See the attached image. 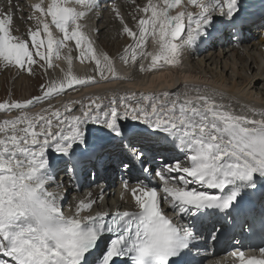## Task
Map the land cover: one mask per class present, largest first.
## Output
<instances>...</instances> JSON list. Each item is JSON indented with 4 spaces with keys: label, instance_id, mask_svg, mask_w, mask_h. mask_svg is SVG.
<instances>
[{
    "label": "snow or ice",
    "instance_id": "6c2138e0",
    "mask_svg": "<svg viewBox=\"0 0 264 264\" xmlns=\"http://www.w3.org/2000/svg\"><path fill=\"white\" fill-rule=\"evenodd\" d=\"M8 4L9 10L0 12V62L31 74L37 63L32 49L48 68L53 67L54 56L61 59V50L68 49L69 54L63 57L68 65L63 78L42 84L40 95L0 103V110L19 111L14 119L0 122V254L10 257L13 264H116L115 258L123 257L131 264H190L187 258L200 239L195 231L197 218L213 214L229 218L245 196L256 193L257 176L264 181V108L234 104L216 89L185 86L182 92H113L105 98L87 97V104L68 102L63 110L49 104L31 113L27 111L31 106L65 90L99 82L93 76L73 75L68 42H74L76 58L82 63L94 62L101 80L131 77L117 75L114 61L94 47L81 22L99 8V0H37L31 4L29 19L36 22L35 30L28 32L31 46L13 36L12 0ZM112 12L122 33L134 41L123 49L120 59L125 64L139 61L140 72L179 67L184 53L207 34L213 13L218 12L233 27L244 19L237 21L239 0H147L138 9L139 18L133 17L134 28L115 5ZM52 26L62 38L54 35ZM149 39L151 51L146 48ZM75 103L80 104L79 114H73ZM129 118L146 125L150 135H162L185 155L183 163L174 160L155 175L162 182L163 200L180 217H190L191 224L167 218L158 189L144 182L129 188L124 181L123 190L130 193L136 210L118 208L112 213L92 214L96 201L87 199L78 201L74 211L65 215L61 194L49 190L52 176L47 149L60 154L66 170L74 174L83 164L101 159L104 151L103 145L89 148L81 126L91 122L106 129L110 139H123L119 122ZM119 147L145 163L143 151L131 145ZM84 156L87 161L78 158ZM120 166L127 172L131 161L121 160ZM143 171L151 173L152 169L144 167ZM260 224L264 226V216ZM254 226L255 219L247 224L249 230ZM221 230L211 233L213 241ZM105 234L113 238L101 249ZM259 253V257L246 256L239 250L231 255L238 264H264V247Z\"/></svg>",
    "mask_w": 264,
    "mask_h": 264
},
{
    "label": "bare ground",
    "instance_id": "6f19581e",
    "mask_svg": "<svg viewBox=\"0 0 264 264\" xmlns=\"http://www.w3.org/2000/svg\"><path fill=\"white\" fill-rule=\"evenodd\" d=\"M119 1L120 0H113L110 1L111 6L115 5L116 7H119ZM130 1V0H129ZM37 2V0H12V7L14 9L13 12V23L11 25V31L13 36L18 37L20 39H24L28 41L29 46H31V41L28 37L29 30H35L36 28V22L34 19H29L32 22L29 23V25L25 23V19L29 18V16L32 15V10L30 5ZM45 3H47V0H45ZM103 4V6H102ZM99 8H97L95 11L99 12L100 9H102L101 15L105 13V11H112V8H107L108 3L101 1L99 4ZM126 6L132 8L131 4L129 2L126 3ZM9 10V4L8 0H0V12L8 11ZM29 10L30 13H29ZM105 10V11H104ZM133 12L136 13L137 10L132 8ZM189 10L196 11V9L189 8ZM91 14L88 15L90 20L94 21L90 17ZM24 19V22H22L20 19ZM50 19V18H49ZM85 20V19H84ZM17 22V23H15ZM20 22L21 24H19ZM90 24L91 28L92 22L88 23ZM99 26V25H97ZM100 26H102V23H100ZM99 26V27H100ZM134 27V26H133ZM52 29H54L52 27ZM93 29V28H92ZM103 29V28H102ZM101 29V31H102ZM109 29V27H108ZM105 30V29H104ZM103 32V31H102ZM55 33V31L53 32ZM97 33V32H96ZM98 34V33H97ZM56 35V34H54ZM103 35V34H102ZM62 38V36H61ZM102 38V37H101ZM105 38L102 39L101 44L103 47H107V45L103 42ZM125 40V39H124ZM129 40V39H128ZM99 42V41H98ZM69 43V48H71L72 43ZM100 44V42H99ZM101 45V46H102ZM264 45V44H263ZM256 47L255 49H249L246 51L238 49L234 51L231 55V61L226 60H218L217 53H213L211 51L204 52L205 54H202L200 58L196 62H193L189 60L183 59L179 67H165L159 71H152V72H141L139 74V77L135 82L131 83H124L121 85V81L123 80H117V79H111L109 81H103L101 80L99 75H96L95 79L99 81L98 83L91 84L89 86H81L78 91L73 89L65 90V92L69 93V97L71 98L70 102H86L88 103L87 97L92 96H99L104 94L110 95L111 93L115 92L117 94H123L127 92H161L164 90L172 91V92H182L185 91V86H199L201 88H209V89H216L219 92L225 93L229 99L232 100L234 104L237 105H247L249 107H257V108H264V47ZM114 46V45H113ZM117 46V45H116ZM118 47V46H117ZM152 44L151 40L149 39L146 43V48L148 51L152 50ZM110 48V47H109ZM111 49V48H110ZM115 49V48H114ZM64 50V49H63ZM63 50H61V53H63ZM34 54V59L37 60V63L35 65H32V68L36 69V73L34 76H37L39 74V67H42L41 72L43 77L47 79V83L50 82L53 78H63L64 72L59 70V66H56L55 63H53L52 68H48L47 65H44L43 61L39 60V57L35 56V49H32ZM64 55L62 54V63L64 65L66 64V67H68L67 63L64 60ZM115 55V54H113ZM112 55V56H113ZM78 56V55H77ZM111 58V55H108ZM80 61V60H78ZM114 67L117 72V75L122 77H131L133 79L132 75L126 76L130 71L131 64H125L123 61L115 60L114 58ZM73 63L76 66V70H80V73H86L89 72V67L84 66L82 67L79 63L73 61ZM86 63V62H85ZM93 63V62H92ZM91 63V64H92ZM260 63V64H259ZM3 64V66H2ZM259 64V65H258ZM43 65V66H42ZM64 65H60L61 68ZM136 65V64H135ZM74 66V65H73ZM72 66V68H73ZM74 66V67H75ZM136 67V66H135ZM15 67H12L14 69ZM60 68V69H61ZM80 68V69H77ZM132 68V67H131ZM16 70L15 73L20 70ZM33 69V70H35ZM74 69V68H73ZM91 69V68H90ZM95 69V68H94ZM251 73L250 75H244L243 71L248 73L249 71ZM9 71L12 73L13 71L10 69V66H6L4 63L0 62V78H2V81L0 79V88L1 85L8 83L10 81ZM22 74L16 75L14 79H16L13 83L15 84H21V75H25L27 71L20 70ZM94 71V70H93ZM139 71V66L135 69V76L136 73ZM96 72V71H95ZM94 72V73H95ZM14 74V73H13ZM98 74V73H97ZM83 76V74H81ZM110 75V74H109ZM22 76V77H23ZM29 81V83L35 84L40 82L39 84H43L44 82L37 80H32L35 78H31L27 75H25ZM31 76V75H30ZM33 76V75H32ZM33 76V77H34ZM85 76V75H84ZM9 77V78H8ZM14 77V76H13ZM12 77V78H13ZM26 77H23L26 79ZM42 77V76H41ZM94 77V76H93ZM136 77V78H137ZM8 78V80H7ZM211 79V81H208V79ZM44 79V78H43ZM130 80V79H129ZM134 80V79H133ZM132 80V81H133ZM137 81V82H136ZM25 82V81H24ZM26 85H28L27 81L25 82ZM12 84V83H11ZM40 85V89H41ZM260 90L261 97H255V91ZM259 93V92H258ZM17 96V95H16ZM55 97L51 98L50 100L44 101L42 103H38L36 106L27 109L29 112L36 113L39 112L43 108H47L49 104H51L54 108H61L63 110V105L65 103H59L58 100H53ZM12 102V99L8 103ZM75 108L78 110L80 104L75 103ZM2 112H10L12 114H15V116L19 115L18 110H11V111H4L0 110ZM77 112V111H76ZM73 113V114H76ZM79 114V112H77ZM8 117H4L3 119H0V122H2L4 119H7ZM136 123V126L139 121H132V123ZM87 123L85 125H82V129L85 132V136L89 141V148L92 146L99 147L100 145H103L104 148L109 147V149H113V151L116 153L120 151L121 147H118L117 140L110 139L109 135L107 134V130L104 129L102 126L93 124V123ZM144 125V124H143ZM145 125V130H146ZM140 128V127H138ZM124 134H129L130 132L126 128H122ZM147 135H138L136 144H144V148L146 150H158L153 149L155 146H158L161 144L159 140L149 138L150 133L146 130L145 132ZM105 139V140H101ZM99 142V146H98ZM83 149V146L81 145L80 148L76 149V153L78 154ZM46 155L48 157L49 165L53 164L56 165L55 172L61 171L66 168V165L63 163V161L60 158V154L56 153L53 149L49 148L46 151ZM178 160H180L182 163L186 160V157L183 153H177ZM67 158V157H66ZM69 159V158H67ZM59 161V162H58ZM80 171V168L77 169ZM72 194V193H70ZM69 194V195H70ZM85 193L83 190H79L78 192L74 193V195H70V201L69 199L65 200L66 203L63 202V207L66 209H70V212L74 211L75 204L78 202L77 200H85ZM68 197V195H67ZM66 197V198H67ZM77 199V200H75ZM94 206H97L98 208L104 210L105 206L103 204H95ZM94 206L92 210L94 209ZM209 221H213V218H207ZM200 222H202V217L200 219ZM224 230V229H222ZM264 239V238H263ZM260 240V239H259ZM193 263V262H192Z\"/></svg>",
    "mask_w": 264,
    "mask_h": 264
},
{
    "label": "rangeland",
    "instance_id": "374dc122",
    "mask_svg": "<svg viewBox=\"0 0 264 264\" xmlns=\"http://www.w3.org/2000/svg\"><path fill=\"white\" fill-rule=\"evenodd\" d=\"M127 2H129L130 4H131V6H133L132 8H134V9H136L137 10V12L136 13H134L133 12V10H132V8H130V7H128V6H126V3ZM147 3V0H120L119 1V10H120V13H121V15L124 17V20H125V22L130 26V27H133L134 25H135V21H134V19H133V17L135 16V17H137V18H139V16L141 15V13H139L138 12V9L139 8H142L145 4ZM112 4H108V7L107 8H112L113 6H111ZM102 6H103V4H102ZM30 11L31 10H29V13H30ZM105 11V10H104ZM102 16V15H101ZM22 22H24V19L22 18V19H20ZM32 21L31 20H29V18H27V19H25V23H26V25L28 24L29 25V23H31ZM84 25H85V31L88 33V35L91 37V39H92V41H93V44H94V47L97 49V50H99L100 52H103V53H106L107 55H111V59L114 61V58H115V60H119V61H122L121 59H120V57L122 56V55H124V53H123V49L125 48V47H127L128 45H130V44H132V43H134V41L131 39V38H129V37H127L125 34H123L122 33V27H121V25H120V23H119V21L115 18V15H114V13L111 11V12H109V11H105V13H104V17L101 19V20H99V21H95V22H92V20H90L89 21V17H87L85 20H83V21H81ZM91 23L92 22V28H91V26H90V24H88V23ZM15 23H17V22H15ZM19 24H21L20 22H18ZM100 23H102V26H100ZM97 25H99V26H97ZM53 28H54V26H52ZM108 27H109V29H108ZM103 28V29H102ZM134 28V27H133ZM101 29H102V31H101ZM105 29V30H104ZM55 31V33L54 34H56V36H62V34H60V33H58V31L57 30H55V28L53 29V32ZM98 34H97V33ZM103 34V35H102ZM102 37V38H101ZM103 38H105L104 40H103V42L107 45V47H103V45L101 44V41H102V39ZM125 39V40H124ZM129 39V40H128ZM100 42V44H99V42ZM72 43V46H71V55H72V57H73V60H72V66L74 65L75 66V64L73 63V61L74 62H78L79 63V65L80 64H82L81 66L82 67H84V66H87V67H89V69H88V71L89 72H86V73H80V70H76L75 68H76V66L74 67L73 66V68H72V72H73V75H75V76H77V77H82V75L81 74H83V77H87V76H94V78L96 77V75H99V74H97L96 72H95V64H94V62L92 63V61L89 59V60H86V61H84L83 63L81 62V61H78L79 59H77L76 57H77V55H79L78 54V52H77V50L75 49V45H74V42H71ZM102 45V46H101ZM114 45V46H113ZM118 47H117V46ZM111 49H110V48ZM115 48V49H114ZM45 51H46V46H45V49H44ZM62 54H69V52H68V49H64L63 50V53H61V57H62ZM113 54H115V55H113ZM114 57H113V56ZM224 60H226V61H230V59L229 58H227V57H225V59ZM86 62V63H85ZM115 62V61H114ZM52 63H55L56 64V66H59V70L62 72V70H64L63 72H65V71H67V67H66V64L64 65V63H62V58L61 59H55V56L53 57V59H52ZM77 63V64H78ZM92 63V64H91ZM129 63L131 64V67H132V71H131V75L133 76V73H134V77H133V79H131V81H125V80H123V81H121L122 83H121V85H123L124 83H131V82H135V80H137L138 79V77H139V74L141 73L140 71H138L137 73H136V76H135V69H136V67H138L139 66V61H137L135 64H133L131 61H129ZM191 63V62H190ZM60 65H64V66H62V68H61V66ZM2 66H3V64H2ZM136 66V67H135ZM61 68V69H60ZM91 68V69H90ZM10 69L13 71L12 73L9 71V73H11L10 75H9V77H10V81H11V83L10 82H8V83H5V84H3V85H1V88H0V103H5V102H9L10 101V99H12V101H23V100H26V99H30V98H32V97H34V96H38V95H40L41 94V89H40V85L41 84H39L40 82H38V83H35V84H32V83H29V81H28V79H27V77L25 76V75H27V76H29V77H31V78H35V79H32V80H37L38 79V81H41V82H44L43 84H47V79L45 78V77H43V75H42V72H41V69H42V67H39L38 68V70H39V74L37 75V76H34V74L36 73V69L35 68H32V69H35V70H32V73L31 74H29L28 72L23 76V75H21V81L20 82H22L21 84H15V83H13L16 79H14L15 78V76L16 75H20V74H22L21 73V71L17 68V70H19L18 71V73L16 72L15 73V71L14 70H16L15 68L14 69H12V67H10ZM77 69H80V68H77ZM94 70V71H93ZM249 71V70H248ZM95 72V73H94ZM14 73V74H13ZM243 74L244 75H250V77H251V73H250V71L248 72V73H246V72H244L243 71ZM31 75V76H30ZM34 77H33V76ZM64 75V74H63ZM85 75V76H84ZM1 77L2 76H4L3 74L2 75H0ZM14 76V77H13ZM26 77V79L25 78H23V77ZM42 76V77H41ZM138 76V77H137ZM8 77V78H9ZM13 77V78H12ZM137 77V78H136ZM8 78H7V80H8ZM44 78V79H43ZM1 79V81H2V78H0ZM133 80V81H132ZM27 81V83H28V85H26V83L25 82ZM208 81H211V79L209 78L208 79ZM124 82V83H123ZM137 82V81H136ZM76 87H81V86H75V88ZM74 88V89H75ZM259 92V93H258ZM255 94H256V96L255 97H261L260 95H261V92H260V90H256L255 91ZM17 95V96H16ZM37 105V104H36ZM35 105V106H36ZM32 107H34V106H31L30 108H32ZM28 111V110H27ZM4 117H9V118H15L16 116H15V114H12V113H10V112H7L6 114H5V112H2V111H0V119H3ZM91 124V123H90ZM136 141H137V137L136 138H134V146H136ZM71 196L72 195H74V193H72V194H70ZM70 195H68V197L65 199V200H67V199H69L70 198ZM71 199V198H70ZM70 199L68 200V202L70 201ZM75 200H77V199H75ZM77 201H80V200H77ZM64 203H66V201H64Z\"/></svg>",
    "mask_w": 264,
    "mask_h": 264
},
{
    "label": "water",
    "instance_id": "95a60500",
    "mask_svg": "<svg viewBox=\"0 0 264 264\" xmlns=\"http://www.w3.org/2000/svg\"><path fill=\"white\" fill-rule=\"evenodd\" d=\"M138 126H141V125H138Z\"/></svg>",
    "mask_w": 264,
    "mask_h": 264
}]
</instances>
